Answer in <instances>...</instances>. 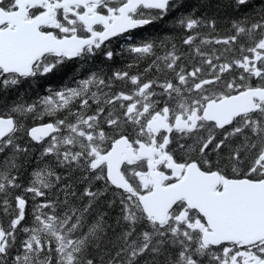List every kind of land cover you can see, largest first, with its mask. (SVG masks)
<instances>
[{
  "label": "snow or ice",
  "instance_id": "1",
  "mask_svg": "<svg viewBox=\"0 0 264 264\" xmlns=\"http://www.w3.org/2000/svg\"><path fill=\"white\" fill-rule=\"evenodd\" d=\"M0 264H264V0H0Z\"/></svg>",
  "mask_w": 264,
  "mask_h": 264
}]
</instances>
